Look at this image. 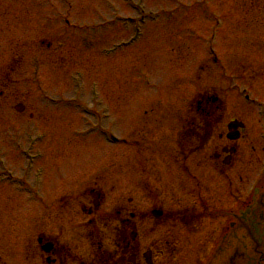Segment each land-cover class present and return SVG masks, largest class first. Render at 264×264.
<instances>
[{
  "label": "rangeland",
  "instance_id": "obj_1",
  "mask_svg": "<svg viewBox=\"0 0 264 264\" xmlns=\"http://www.w3.org/2000/svg\"><path fill=\"white\" fill-rule=\"evenodd\" d=\"M140 1L152 16L118 45L139 19L132 3L0 0V264H39L37 236L57 230L59 196L87 203L98 188L113 201L130 186L133 140L172 156L185 134L202 140L193 120L204 95L228 99L224 115L241 114L245 138L261 132L264 104L244 95L253 84L264 97V0ZM188 145L191 174L212 190L220 175Z\"/></svg>",
  "mask_w": 264,
  "mask_h": 264
},
{
  "label": "flooded vegetation",
  "instance_id": "obj_2",
  "mask_svg": "<svg viewBox=\"0 0 264 264\" xmlns=\"http://www.w3.org/2000/svg\"><path fill=\"white\" fill-rule=\"evenodd\" d=\"M253 88L251 104H264ZM223 107L204 95L195 112L200 160L220 175L212 190L186 164L189 133L173 156L138 144L137 177L113 201L98 188L85 191L87 203L60 197L57 230L36 240L39 264H264V122L257 118L262 130L250 140L241 114L224 119Z\"/></svg>",
  "mask_w": 264,
  "mask_h": 264
}]
</instances>
